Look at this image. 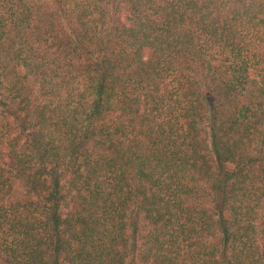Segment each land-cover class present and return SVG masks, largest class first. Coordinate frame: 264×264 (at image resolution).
Wrapping results in <instances>:
<instances>
[{
    "label": "trees",
    "instance_id": "1",
    "mask_svg": "<svg viewBox=\"0 0 264 264\" xmlns=\"http://www.w3.org/2000/svg\"><path fill=\"white\" fill-rule=\"evenodd\" d=\"M0 264H264V0H0Z\"/></svg>",
    "mask_w": 264,
    "mask_h": 264
}]
</instances>
